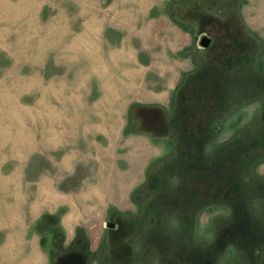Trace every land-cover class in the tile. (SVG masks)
<instances>
[{"label": "rangeland", "instance_id": "obj_1", "mask_svg": "<svg viewBox=\"0 0 264 264\" xmlns=\"http://www.w3.org/2000/svg\"><path fill=\"white\" fill-rule=\"evenodd\" d=\"M259 159L264 0H0V264L75 261L74 234L98 264H264ZM209 202L233 214L201 252Z\"/></svg>", "mask_w": 264, "mask_h": 264}, {"label": "clouds", "instance_id": "obj_2", "mask_svg": "<svg viewBox=\"0 0 264 264\" xmlns=\"http://www.w3.org/2000/svg\"><path fill=\"white\" fill-rule=\"evenodd\" d=\"M259 108V102H253L243 107L245 118L241 121V125L251 121ZM229 123L230 121H227L223 127L216 125L219 131L215 138L206 144V155L212 153L215 148L232 140L236 130L231 128ZM160 154L159 152L157 153V155ZM251 177L264 180V159H259L253 164L250 169V176L243 177L244 182L248 183ZM173 182L175 183V178H173ZM262 205H264V197L253 196L248 202L249 212L253 215L258 214ZM232 214L233 210L231 206L226 203L209 202L197 208L192 213L190 245L201 252H207L215 242V226L218 218L230 219ZM169 224L176 232H182L184 230L183 224L176 215L170 218ZM240 255L241 250L235 244L229 243L221 253L216 254L214 264H232L234 258Z\"/></svg>", "mask_w": 264, "mask_h": 264}, {"label": "crops", "instance_id": "obj_3", "mask_svg": "<svg viewBox=\"0 0 264 264\" xmlns=\"http://www.w3.org/2000/svg\"><path fill=\"white\" fill-rule=\"evenodd\" d=\"M62 227L65 231H68L67 226L63 225V223H62ZM67 241L70 242L75 241L77 244H81V247L75 249L74 252L70 253L75 261L73 260H70L68 262L65 261L63 264H98L97 262L94 261L97 259V257L93 253L89 252L88 246H87L88 248L85 247L84 238L83 239L77 238L76 235L74 234V236L72 235V237H67ZM42 253L44 254V252ZM45 256H46V264H51L50 256H47V254ZM65 256H67V254Z\"/></svg>", "mask_w": 264, "mask_h": 264}, {"label": "water", "instance_id": "obj_4", "mask_svg": "<svg viewBox=\"0 0 264 264\" xmlns=\"http://www.w3.org/2000/svg\"><path fill=\"white\" fill-rule=\"evenodd\" d=\"M203 44H205V40H203Z\"/></svg>", "mask_w": 264, "mask_h": 264}]
</instances>
